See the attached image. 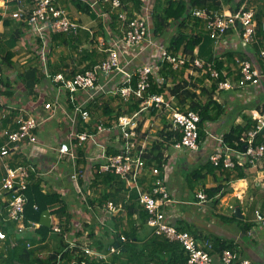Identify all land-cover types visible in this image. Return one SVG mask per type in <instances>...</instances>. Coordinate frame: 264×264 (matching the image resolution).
<instances>
[{
    "label": "trees",
    "instance_id": "trees-1",
    "mask_svg": "<svg viewBox=\"0 0 264 264\" xmlns=\"http://www.w3.org/2000/svg\"><path fill=\"white\" fill-rule=\"evenodd\" d=\"M53 1L55 5H60L66 9L69 6L71 11L75 13L72 14L74 16H76V7L83 11L81 17L78 18L80 27L77 32L58 31L48 26L49 28L45 29L44 36H36L37 45L34 47H37V56L39 55L42 62L47 64L37 71L38 75L36 77L48 78L53 83L52 85L57 87L58 84L63 87L62 85L65 82L62 80L56 82V74L63 73L67 79L70 76L73 77L78 71L83 72L86 68H92L96 63L104 61L109 56V49L114 47L112 40L114 42L118 40L119 44L123 42V32L127 29L129 22L138 15H142L146 19L147 33L145 40L134 46L133 49L120 47L121 57L118 69L108 71V73H105L106 75L102 73L98 79V83L104 85L106 91L110 92L114 87V92L108 94V97L105 98L99 99L96 97L87 104L93 115L92 119L84 121L78 115L77 131L83 130L82 122L91 128L93 126L96 128L97 124L103 122L107 130L103 134L105 135L104 138L113 134L111 138L113 141L116 133L115 131L109 132V130L121 115L135 113L140 109L143 99L150 94L164 93L166 97L173 98L171 109L192 110L200 115L201 120L198 128L200 148L207 136H211L216 142L213 152H216L221 146L229 147L235 166H224L225 154L218 164L214 163L209 157L207 163L208 173L215 174L218 171L224 175L227 181L246 177L243 166H248L250 163L249 161L242 162L243 159L238 154L247 150V146L250 144L248 140L249 132L257 129V121L246 115L242 123L233 124L231 122V127L222 136H215L210 133L212 130L208 129L209 133L206 130L210 127L209 125L219 122L221 118L225 117L226 106L217 99V95L225 90L218 91L219 82L225 81L231 75L233 79L240 77L239 72H237L240 68V62L237 59L236 51L223 52L219 55L213 54L211 44L217 40L208 32V24L216 14L225 11L226 3H230L231 7H235L233 12H228L229 14H242L244 10L249 8L248 0H241L238 3L236 0H151L150 9L147 11L141 0H125L120 8H113L103 0H72L68 5L65 0ZM9 4L11 5V11L24 9L21 23L24 26L27 23L31 28L28 19L32 15L36 0H9ZM242 5L244 6L241 7ZM197 10H205L207 16H198L196 14ZM122 11L126 14V22L120 17ZM260 14L262 13L259 11L257 15L261 19L264 12L262 15ZM6 23L10 24L11 20L6 19ZM239 23L240 19L236 18L234 26L227 33L233 28L237 30L241 28L242 34V27ZM258 23L256 28H258L257 33L260 36L262 34L260 26L262 27L264 24H262V21ZM20 34L21 31H16L11 35L9 48L4 54L1 53L0 44L2 63L12 64L14 56L12 47L15 46ZM101 37L104 38L105 44L102 48H98ZM224 38L225 36L222 39ZM85 43L91 44V48H84ZM65 44L67 47H64ZM144 45L146 47L143 50L147 51L149 55H152V51L156 50L159 56L153 60L154 62L157 61V64H155L156 68L153 67V73L149 74L150 85L143 96L140 97L135 92L139 80L137 71L147 62L144 59L140 60L131 68L129 67L131 64L127 65L125 61H130V56H134L130 54L131 50L135 51L137 47ZM59 46L61 53H65V50H67L65 55H70L72 58L75 56L73 59L69 58L70 63H73L72 68H64L65 66L51 67L52 64H49L52 56L51 50ZM197 48L198 52H196ZM163 51H166L168 55L177 57L183 54L186 56L184 65L181 68H173L172 63L167 59L162 60L161 53ZM75 58L78 60L76 61ZM197 58L204 60L205 66L211 64L219 71V76L213 78L209 72L201 74V69L195 63ZM86 59H90V63L84 65ZM79 65H83L84 68H80ZM230 65L232 67L238 66L236 77H234L235 71L231 70ZM225 67L228 72H225ZM1 71L2 66L0 63ZM263 80L264 78L261 79V81ZM120 81L124 82L120 83ZM126 85H130L132 88L130 95H125L122 92V88ZM1 91L0 89V100L2 97ZM72 94L70 90L61 88L59 93L55 95L54 101L57 100L61 104L65 101V106L68 109L74 108L75 102L71 100ZM0 105H2L1 102ZM91 105L93 108H90ZM262 108H264V105ZM149 110L148 115H158L161 124L156 127L155 134L148 131L149 134L141 136L143 138L148 136L149 142L146 151L142 154L146 161V167L143 174L138 176V183L142 188L137 186L135 189L138 193H136L135 199L131 200L130 203H124L126 204L125 215L114 214L113 211L123 192H125L127 179L114 171L101 169V165L105 160L101 157L94 158L88 147L89 142L82 145L79 144L77 138L70 136L71 120L67 117L70 121L69 127H67L68 130H66L67 137L60 142L58 141V147L61 142L67 141L71 146L77 148L76 157L74 159L70 158L72 165L75 166H73L74 170L72 168L71 173H77V177L72 178L70 172V174H67L68 181L71 182L68 188L69 191L54 188L45 189L42 185L43 178L37 176L39 170L36 165L30 160L20 164L26 167L29 172L26 179V188H19L18 191L26 197L27 202L23 212H21L23 217L20 225L19 219L10 215V207L7 202L8 196L11 197L15 190L5 192L1 187L2 194L0 198L5 200H1L0 203V230L6 233V238H0V264H186L188 255L180 242L171 240L165 235L154 233L152 227L148 225V213L141 206L139 196L140 192L144 191L152 193L153 188L158 186L157 179L163 178L170 198L176 201L177 199L170 193L168 180L165 177V167L167 166L165 151L169 148H176L195 152L200 148L191 150L184 145L177 147L176 144L182 142L183 132L180 128L175 127L167 117V108L164 107L163 111L161 108L151 106ZM2 111L5 121L11 122L16 117V114L12 111L8 112L4 108ZM144 115L147 116V113L144 112ZM64 116L66 115L64 114ZM228 118H235V115H229ZM142 126L143 122L138 127L139 131ZM38 130L39 127L34 131L37 136ZM253 144H264L263 130L256 134ZM106 149L107 155L120 153V149L110 142L106 145ZM153 167L159 168L160 174H154ZM196 172L199 176L203 175L199 170H196ZM91 173L93 175H90ZM144 185H147V187ZM223 187L224 184L219 183L216 186L207 188L206 192L210 198H213L217 193H221ZM94 192L98 194L95 195ZM221 194H224V192ZM74 195L77 202L80 203L75 206L76 209L73 211L68 198ZM110 202L114 204H110ZM81 206L85 208L87 221L82 222V214L76 212ZM136 211L139 212L141 221L137 220ZM233 218L237 219L236 215ZM79 223L82 224L81 227ZM170 223L179 230H185L181 229L172 220H170ZM258 223L263 225L261 222ZM56 225L59 226L60 230L55 229ZM251 225L246 222L245 228H249ZM145 226L150 227L152 234L142 240L139 232ZM122 235L126 238L125 240L121 239ZM73 243L74 245H72ZM112 246H116L119 251L111 253ZM227 247L234 249L237 253L232 243L223 242L220 239L215 240L214 249L216 252H221ZM87 248H91L93 252H87ZM101 253L106 254L107 257L100 256ZM237 257L247 258L254 262L249 257L240 256L239 253H237ZM254 264L256 263L254 262Z\"/></svg>",
    "mask_w": 264,
    "mask_h": 264
},
{
    "label": "crops",
    "instance_id": "crops-1",
    "mask_svg": "<svg viewBox=\"0 0 264 264\" xmlns=\"http://www.w3.org/2000/svg\"><path fill=\"white\" fill-rule=\"evenodd\" d=\"M239 1L241 0H236L237 3ZM247 3L249 5L248 9L255 11L256 27L260 21L264 24V0H248ZM234 9L235 7H231L230 3L225 4L226 12H233ZM259 11L263 14H260L262 15L261 19L257 15ZM13 12L11 11L9 0H0V44L2 54L9 48L8 44L11 35L16 31H21L15 46L12 47L14 52L12 64L8 65L7 62L2 63L3 61L0 57L2 66V77L0 81V89L2 90L0 100L2 103L0 105L2 106L0 107V146L6 142L3 131L7 127L15 128L17 124L15 118L20 114L35 115L43 119L38 130L39 142L25 143L17 152L0 157V196L2 194L1 187L3 179L8 176V168L22 166L20 164L29 162V160L39 170L37 176L43 178L42 185L45 189L54 188L69 191L68 188L64 189V180L62 181L60 178L50 179L48 175L56 168L52 162L53 159H61L66 164L72 166V168L74 166V164L72 165L70 157L60 156L58 146L56 145L57 137L59 138V142L67 137L66 130H68L67 127H69L70 121L60 110H57L54 115H50L51 111L44 108L48 101H54L55 95L60 90L56 85H52L53 83L48 78L38 76V79L36 77L38 75L37 71L41 70L40 64L43 68L47 65L45 62H42L39 55L37 56V47H34L37 45V33L32 31L27 23L24 26L20 20L13 18ZM75 12L76 16L80 18L83 11H80L76 7ZM72 14L75 13L72 12ZM6 19H10L11 23L7 24ZM263 26H260L262 34L259 36L257 33L258 28H256L254 40L248 43L241 36V28H238V30L231 29L225 35L224 39H221L219 42L217 41L218 43L213 42L211 44L213 54L219 55L223 52L236 51L237 59H239L240 63L242 60L248 59L256 67L264 70V57L261 55V52L264 50ZM240 27L242 26L240 25ZM93 30L95 31L96 29ZM91 46V44H84V48L86 49L91 48ZM102 47L103 45L99 44L98 48ZM145 47L144 45L137 47L135 51L131 50L130 54L134 56L131 55L129 58L130 61H125V63L127 65L131 64L129 67L132 68L143 59L147 63L154 62L153 60L159 56L157 51L149 50L150 52L152 51V56L143 50ZM66 52L67 50H65ZM196 52H198V48ZM65 53H54L50 58L49 64H52L51 67L65 66L64 68H72L73 63H70L69 60L71 56L65 55ZM89 63L90 59H86L83 64L87 65ZM155 64H157V61ZM230 66L232 67V65ZM226 67L225 72H228ZM236 68L238 66L231 68L232 71H235L234 77L237 75ZM237 72L239 71L237 70ZM228 78L233 79L232 75L228 76ZM263 82L264 80L257 85L224 90V92L217 95V99L226 106L225 117L221 118L219 122L209 125L210 127L207 128L206 132L209 133L208 129H210L212 130L210 133H213V135L222 136L225 131L229 130L232 123L238 124L244 122L246 115L258 123L259 117L264 116V108H262L264 105ZM235 103L238 106L236 104V108H233L235 107ZM3 108L8 112L12 111V113L14 112L16 114V117L11 122L5 121L2 111ZM229 115H235V118L230 119L228 118ZM160 124L161 122H159ZM152 133L155 134L156 130H153ZM101 136L98 135L95 141H91L88 144L91 150L90 153L94 154V146H98L101 152L104 151L103 149L108 144V140L104 138V135ZM109 137L112 138V135H109ZM215 145V140L211 136H207L198 151L194 152L176 148H169L165 151V157L167 159L165 177L168 180L171 195L178 201L168 207L169 218L176 225L180 226L181 229L188 230L198 238L210 237L214 242L220 239L223 242L232 243L240 256L249 257L256 264H264V234H260L264 232V225H260L256 221L255 213L257 209H260L264 213V158H259L253 164L243 166L246 177L227 181L224 175L218 171L215 174L208 173L207 163L209 162V154L213 152ZM196 170L201 171L203 175L199 176ZM67 174H70L69 171ZM90 175H93V173ZM219 183L224 184L221 190V193L224 192V194L217 193L215 197L210 198L206 203H186L197 201V191H206L207 188L216 186ZM251 185L254 186L253 189H251ZM139 186L141 187V185ZM144 186L147 187V185ZM127 187L120 201L115 205L114 214L125 215L126 204L124 203H130L131 200L135 199L136 193H138L135 189L137 187L135 186V182L134 185L127 182ZM94 194L96 195L98 193L94 192ZM75 197L74 195L68 198L69 203L72 204L73 211L76 209L75 206L80 203L79 201L77 202ZM110 204L114 203L110 202ZM243 207L249 212L252 211L253 216L246 219ZM238 208H241L242 216L237 215ZM76 212L82 214V219L87 215L83 206L77 209ZM234 215H236L238 220L233 218ZM135 216L137 220L141 221L138 211H136ZM87 219L88 217L84 218L82 222L87 221ZM246 222L252 224L251 227L245 228ZM79 226L81 227L82 224L79 223ZM139 234L142 240H145L144 237L151 235L152 230H150L149 226H145V228L140 229Z\"/></svg>",
    "mask_w": 264,
    "mask_h": 264
},
{
    "label": "built area",
    "instance_id": "built-area-1",
    "mask_svg": "<svg viewBox=\"0 0 264 264\" xmlns=\"http://www.w3.org/2000/svg\"><path fill=\"white\" fill-rule=\"evenodd\" d=\"M125 0H103V2L109 4L113 8H120L123 6ZM144 4L146 11L150 9V0H141ZM24 9L20 8L12 13V16L18 20L23 19ZM196 14L201 17H206L207 12L205 10H197ZM120 17L125 21L126 14L124 11L120 13ZM236 18L240 19L242 26V38L245 42H252L256 34V20L255 11L253 9L244 10L242 14H229L228 12H221L216 14L208 24V32L217 41H220L227 31L234 26ZM53 22V23H50ZM126 22V21H125ZM28 23L31 25L32 31L37 33V36H44L45 29L52 27L54 30L64 31V32H77L80 27V22L77 16H71L68 9L57 6L54 4L53 0H36V5L32 12V15L28 19ZM49 26V27H48ZM146 19L142 15H138L134 20L129 22L127 29L123 32V42L119 44L118 40L113 41L114 47L109 49V56L102 62L96 63L92 68H86L83 72H76L73 77L65 78L63 73H58L55 75V81H64L63 87L58 84L59 90L61 88H66L70 90L73 94L71 100L74 103V108L68 109L64 103H58L55 101H48L45 104V109L51 111V115H54L57 110H60L65 114L70 120V136L77 138L79 144L84 145L86 142L95 141L96 137L103 135L107 130L103 122L97 124L91 128L90 126L82 122V131H77L76 123L78 115L83 118L84 121H90L92 119L91 110L88 109L87 104L94 98L99 99L108 97V94L114 92V87L111 91H106L104 85L98 83L102 73H108V71L118 69L120 65L121 51L120 47L133 48L134 46L141 44L145 40L147 33ZM50 31V30H49ZM104 38H100V45H104ZM264 57V50L261 52ZM162 60L167 59L172 63L173 68H181L185 61L186 56L183 54L177 56L168 55L166 51L161 53ZM196 65L201 69V74L209 72L210 76L217 78L219 76V71H217L211 64L205 66V61L197 58L195 60ZM155 62H148L137 71L138 73V88L135 91L138 96H143L145 90L149 87V74L153 73V67ZM240 77L238 79L226 78L225 81H220L218 85V91L221 89H235L244 88L250 85H257L264 78V70L256 67L250 60H242L240 63V68L238 69ZM106 75V74H105ZM1 78V72H0ZM124 80V79H123ZM125 81V80H124ZM124 81H120L124 82ZM122 92L125 95H130L132 88L130 85H126L122 88ZM172 97H166L164 93L150 94L147 98H144L142 105L139 110L133 114H124L115 121L110 128L109 132L115 131L116 135L112 139L107 136L108 142L120 149V153L107 155L106 146L103 149V153L98 157L105 160L101 165V169L104 171H114L121 174L127 179L129 184L139 186L138 176L143 174L146 167V161L142 157V154L146 151L148 147V136L145 138L141 137L148 131L152 133L156 130L159 125L160 120L158 115H148L151 106L161 108L164 111V107L167 108V117L173 122L175 127H178L183 132V138L181 143H177V147L182 145L187 146L191 150H198L200 148L199 143V122L201 120L200 115L192 110L182 111L181 109H171L172 107ZM91 104V103H90ZM60 107L63 109L61 110ZM90 108H93L91 105ZM162 111V112H163ZM147 113V116L144 115ZM143 118L150 120L149 123H143L141 130L138 127ZM42 119L35 115H26L24 113L20 114L15 118L16 127H7L3 131V135L6 137V142L0 146V156H8L19 150V148L25 143H36L38 141V136L34 132L36 128L42 123ZM156 120V121H155ZM160 126V125H159ZM264 130V116L259 117L257 123V129L249 132V142L247 150L243 153H239L238 156L243 160L242 162L249 161L253 164L257 159L264 158V144L254 145L253 141L256 134L259 131ZM113 135V134H112ZM105 136V135H104ZM154 136V135H153ZM147 138V139H146ZM106 139V138H105ZM60 156H68L71 159L76 157L77 148L71 146L69 142H61L58 147ZM229 147H219L216 152L210 154V159L218 164L224 157V166L233 167L235 166V161L229 152ZM154 174H160V169L153 167ZM77 173L72 174V178H76ZM29 176V172L24 166H17L16 168H8V176L3 179L2 189L7 192L15 190L13 195L8 196L7 202L10 207V215L13 218L22 221L23 212L25 204L27 202L26 197L19 191L20 189L26 188V179ZM157 185L153 188V192L144 191L140 192L139 200L141 206L147 211L148 219L147 223L153 229L154 233L165 235L171 240L180 242L184 247L188 259L186 264H254L250 259L239 258L237 253L232 248H224L221 252H216L214 249V240L209 237L198 238L188 230H179L176 226L170 223V218L168 215V207L177 202L170 198L167 191V187L164 185L163 178L157 179ZM7 195V194H6ZM197 201H191L186 203H206L209 201L208 194L204 190H199L196 193ZM1 200H5L0 198ZM256 221L261 222L264 225V213L260 210H256ZM55 229L60 230L59 226L56 225ZM0 238H6V233L0 230ZM122 239L126 238L122 236ZM74 245V243L72 244ZM87 252H93L91 248L86 249ZM116 246H112L110 252H118ZM100 256L107 257L106 254L101 253ZM154 264V263H151Z\"/></svg>",
    "mask_w": 264,
    "mask_h": 264
},
{
    "label": "rangeland",
    "instance_id": "rangeland-1",
    "mask_svg": "<svg viewBox=\"0 0 264 264\" xmlns=\"http://www.w3.org/2000/svg\"><path fill=\"white\" fill-rule=\"evenodd\" d=\"M58 1H60V0H58ZM69 2H72V0H65V3L68 5L69 4ZM67 5H65L66 7H67ZM67 9H69L70 10V12H71V15H72V11H71V9L69 8V6L67 7ZM72 16H74V15H72ZM215 43H218L217 41H215ZM64 47H67L66 46V44H65V46ZM132 49V48H131ZM58 52H60V46L59 47H56L55 49L53 48V50H51V55H53L54 53H56V54H58ZM75 56H73V58H74ZM72 57H71V59H73ZM75 60L77 61L78 59H76L75 58ZM79 67L80 68H84V66L82 65H79ZM40 68L42 69V66H41V64H40ZM236 104L237 103H235L234 104V106L235 107H233V108H236ZM237 106H238V104H237ZM60 109L61 110H63L61 107H60ZM150 121V120H149ZM149 121L148 120H146V118H143V123H149ZM156 121V120H155ZM58 138V137H57ZM56 138V140H57V146H58V140H59V138L57 139ZM53 140H54V138H52ZM95 147V149H93L94 150V154H92L93 156H94V158H97L100 154H102L103 153V151L101 152V149H98V146H94ZM56 157V156H55ZM52 162H53V164H54V167H56V168H54L51 172H50V174L48 175V177L50 178V179H56V178H60L62 181L64 180L65 181V184H64V189H67V188H69L70 187V185H71V182H69L68 181V175H67V172L69 171L70 173L72 172V166H70L69 164H66V162H64L63 160H61V159H53L52 160ZM195 183H197V182H195ZM62 186V185H61ZM252 187H251V189H253L254 188V186L253 185H251ZM201 211H202V209L200 208V207H198ZM243 209H244V214H245V217H246V219L247 218H250V217H252L253 216V213H252V211H248L245 207H243ZM84 218H86V217H83V219ZM82 219V220H83ZM22 224V221H20V225ZM260 234H264V232H261ZM0 249H1V244H0Z\"/></svg>",
    "mask_w": 264,
    "mask_h": 264
},
{
    "label": "clouds",
    "instance_id": "clouds-1",
    "mask_svg": "<svg viewBox=\"0 0 264 264\" xmlns=\"http://www.w3.org/2000/svg\"><path fill=\"white\" fill-rule=\"evenodd\" d=\"M241 24V23H240ZM101 38H103V37H101ZM225 90H229V89H225ZM44 108H45V106H44ZM63 114V113H62ZM51 115V114H50ZM39 117V116H38ZM41 125V124H40ZM7 140V139H6ZM37 142H39V139H38V141ZM36 142V143H37ZM31 143V142H30ZM0 157H2V156H0ZM207 193V192H206ZM209 197V196H208ZM197 198V197H196ZM209 199H210V197H209ZM198 200V199H197ZM208 202V201H207ZM123 236V235H122ZM122 236H121V239H122ZM210 238V237H209ZM123 240V239H122ZM213 240V239H212Z\"/></svg>",
    "mask_w": 264,
    "mask_h": 264
},
{
    "label": "water",
    "instance_id": "water-1",
    "mask_svg": "<svg viewBox=\"0 0 264 264\" xmlns=\"http://www.w3.org/2000/svg\"><path fill=\"white\" fill-rule=\"evenodd\" d=\"M263 131H264V130H263ZM237 215H238V216H242V214H241V208H238V209H237Z\"/></svg>",
    "mask_w": 264,
    "mask_h": 264
}]
</instances>
